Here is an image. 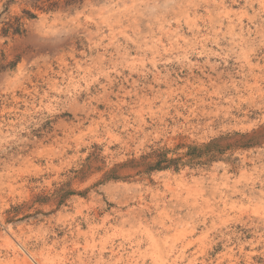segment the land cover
<instances>
[{
  "label": "rangeland",
  "instance_id": "1",
  "mask_svg": "<svg viewBox=\"0 0 264 264\" xmlns=\"http://www.w3.org/2000/svg\"><path fill=\"white\" fill-rule=\"evenodd\" d=\"M37 5L0 0V264H264V0Z\"/></svg>",
  "mask_w": 264,
  "mask_h": 264
},
{
  "label": "trees",
  "instance_id": "2",
  "mask_svg": "<svg viewBox=\"0 0 264 264\" xmlns=\"http://www.w3.org/2000/svg\"><path fill=\"white\" fill-rule=\"evenodd\" d=\"M78 0H63V5L65 7H68L74 3H76ZM40 2L42 6L44 5L45 8L47 9H54L59 7L61 0H33V5L34 6H40L37 5V3ZM43 8V7H41ZM26 14L29 16H33L30 11H25ZM19 18H15L12 22L6 23L7 24V29H13L14 33H20L21 31V23L19 22ZM190 148V147H189ZM177 149V148H176ZM175 149L171 150L168 148H157L152 150L146 155H142L140 157V160H137L139 165L141 166H147L148 168H155V169H164V168H169L171 166L175 167L182 162L183 159V154L174 151ZM169 153L172 154H177L179 156L176 157H168ZM186 155L193 156L194 158L200 157L198 155H195V153L190 154V153H185ZM118 167H121L119 165L115 166L113 169H111L106 175V178H116L114 176V173L117 172ZM177 168V167H176Z\"/></svg>",
  "mask_w": 264,
  "mask_h": 264
}]
</instances>
